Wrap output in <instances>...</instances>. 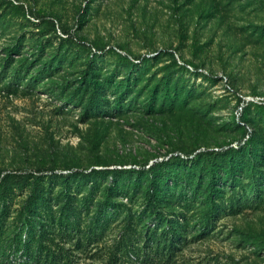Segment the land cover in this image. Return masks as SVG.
I'll use <instances>...</instances> for the list:
<instances>
[{"label":"rangeland","instance_id":"obj_1","mask_svg":"<svg viewBox=\"0 0 264 264\" xmlns=\"http://www.w3.org/2000/svg\"><path fill=\"white\" fill-rule=\"evenodd\" d=\"M0 12V58L22 32L55 37L49 50L65 53L51 72L41 62L22 71L28 79L37 77L30 90L27 79L16 94L2 90L6 79L0 84V175L39 174L56 193L59 183L51 174L134 169L117 181L133 197L111 200L138 210L146 187L143 180L135 184L146 174L140 167L146 170L145 163L155 158L235 146L252 137L264 148V0H0ZM59 37L69 43L58 47ZM88 59L96 67H88ZM3 66L0 61V71ZM84 70L87 81L103 85L108 113L84 110L89 90L78 86ZM164 88L182 106L166 110L158 105L161 98L152 105V94L163 89L162 96ZM113 105L119 109H108ZM250 169L253 181L239 174L233 185L244 186L251 197L246 184L260 182L258 204L250 201L237 214L222 216L203 237H196L200 229L191 221L173 256L153 264H264V156ZM113 181L98 174L89 211L79 214V231L63 238L58 230L53 234L62 247L60 264H144L123 248L115 251L125 212L105 218L103 230L89 224ZM230 181L217 183L225 196L231 194ZM90 185L74 188L83 191L80 196ZM27 186L14 187L7 222ZM132 238L135 244L143 241Z\"/></svg>","mask_w":264,"mask_h":264},{"label":"trees","instance_id":"obj_2","mask_svg":"<svg viewBox=\"0 0 264 264\" xmlns=\"http://www.w3.org/2000/svg\"><path fill=\"white\" fill-rule=\"evenodd\" d=\"M2 17L3 14H0V19ZM55 39H39L22 32L13 44L3 48L4 57L0 61L4 66L0 71V84L5 79L6 82L2 90L6 89L8 94L21 92L25 79L26 90H30L37 77L34 80L28 79V74L22 71H27L33 62H41L45 72L59 68L65 60V53L58 50L53 53L49 50ZM64 43H69L68 38L59 37L58 47ZM24 47L30 48L31 52L22 50ZM12 63L18 65L7 74L6 68L11 67ZM95 65L93 60L88 59V67L94 68ZM87 75V70H84L78 83L79 87L89 90L84 110L88 115L108 113L106 99L101 98L105 94L103 85L87 81ZM161 90L163 89L159 91ZM159 91L152 94V105H157L161 98L158 105H166V110L182 106L175 92L177 97L172 96L170 91L167 92V88H164L162 96ZM129 95L126 93L125 96ZM108 109L117 111L119 107L113 105ZM248 140L235 146L218 147V150L203 148L184 155L170 153L160 160L155 158L154 161L145 163L147 169L144 166L140 168L146 174L142 179L137 177L139 182L135 183L139 185L143 180L146 184L138 210L124 209L123 204L111 200L119 195L130 199L133 197L131 188L125 184L120 185L117 181L123 174L133 172L134 169L91 168L87 172L68 170L66 173L51 174L50 180L54 179L59 183L56 193L51 185H44L43 176L39 174L8 172L0 175V264H60L63 259L62 247L58 246L53 234L58 230L55 234L63 238L76 233L69 234L68 231H79V214L81 211H89L94 192L93 183L98 174L110 175L114 181L104 188L103 199L96 203V211L89 221V224L93 223V229L103 230L107 223L105 218L112 220L118 211H123L122 234L115 244V251L123 248L126 253L141 258L144 264L169 260L177 248L175 244L185 239L191 221L195 220L194 224L200 229V234L196 237H203L222 216L237 214L252 201L256 204L260 202V189L256 186L260 182H252L253 171L250 168L252 162L264 156V148L253 144V137ZM239 174L251 176L252 181L246 184L253 189L251 197L245 194L244 186L234 187V176ZM229 179L232 191L229 196H225V190L218 188L217 183L221 181L227 185L226 181ZM90 183L92 186H88L86 192L79 196L83 191L74 187H84ZM25 184L28 185V194L20 201L19 207L13 209L16 214L9 223L7 220L14 203V187L21 189ZM134 235L138 238L136 241L143 239L140 245L133 242ZM112 257L117 259L115 252Z\"/></svg>","mask_w":264,"mask_h":264},{"label":"built area","instance_id":"obj_3","mask_svg":"<svg viewBox=\"0 0 264 264\" xmlns=\"http://www.w3.org/2000/svg\"><path fill=\"white\" fill-rule=\"evenodd\" d=\"M214 149L218 150L219 148H214ZM181 156H183V155H181Z\"/></svg>","mask_w":264,"mask_h":264}]
</instances>
